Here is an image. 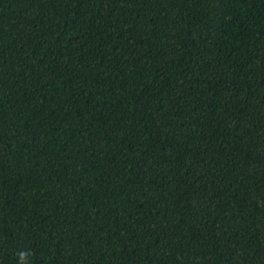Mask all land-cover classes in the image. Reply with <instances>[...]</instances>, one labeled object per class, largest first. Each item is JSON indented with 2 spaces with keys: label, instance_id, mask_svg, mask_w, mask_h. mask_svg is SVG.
I'll list each match as a JSON object with an SVG mask.
<instances>
[{
  "label": "trees",
  "instance_id": "16d2710c",
  "mask_svg": "<svg viewBox=\"0 0 264 264\" xmlns=\"http://www.w3.org/2000/svg\"><path fill=\"white\" fill-rule=\"evenodd\" d=\"M264 264V0H0V264Z\"/></svg>",
  "mask_w": 264,
  "mask_h": 264
},
{
  "label": "clouds",
  "instance_id": "9594fccd",
  "mask_svg": "<svg viewBox=\"0 0 264 264\" xmlns=\"http://www.w3.org/2000/svg\"><path fill=\"white\" fill-rule=\"evenodd\" d=\"M31 254L28 253V252H20L18 253V256H19V261H18V264H30L29 262V256Z\"/></svg>",
  "mask_w": 264,
  "mask_h": 264
}]
</instances>
